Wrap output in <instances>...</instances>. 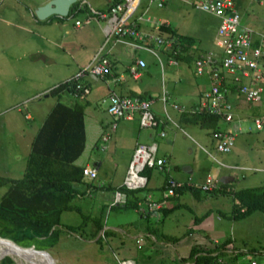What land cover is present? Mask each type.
I'll return each instance as SVG.
<instances>
[{"label":"rangeland","instance_id":"1","mask_svg":"<svg viewBox=\"0 0 264 264\" xmlns=\"http://www.w3.org/2000/svg\"><path fill=\"white\" fill-rule=\"evenodd\" d=\"M46 1L0 0V67H2L0 69L5 70L4 77L0 78V175L20 176L26 164V152L17 150L12 144L17 133V129L13 127L15 119L18 120L20 117L22 118L20 123L32 126L33 121L24 118L25 112L30 111L31 108L40 111L44 102H54L56 98L68 102L82 99L78 98L79 96L74 97L68 90L62 91L60 97L50 94L45 98V91L32 93L40 80L39 68L35 65H46L51 76H60L62 80L77 68L76 60H85L104 38L103 20L98 22L92 19L88 24L82 25H77L75 20L83 21L87 15V11L82 6L90 4L94 8L104 9L107 0H75V5L82 7L80 10L73 9L68 15L61 17L51 14L55 15L56 19L38 21L34 11ZM145 2L147 0H141L139 9ZM234 3L240 15L241 26L251 25L258 31H264V0H234ZM149 14L167 18L179 33L193 36L194 47L198 53L222 50V37L217 29L219 18L195 7L189 0H170L163 7L151 4ZM174 38L177 40L176 34ZM177 43L180 44L179 36ZM160 49L157 47L163 59V78L159 60L157 58L158 61L155 60L153 54L144 49L132 48L131 51L134 56L146 57L148 67L152 71V75H145L143 78L149 85L148 91L156 100L152 103V108L161 119L159 126L156 127L155 139L158 141L156 156L165 159L163 167L144 166L143 172L147 173L149 178L147 185L127 186L130 205L122 204L110 208L105 202L104 187L120 183L127 185L126 178L123 179L126 173L123 163L124 153L117 154L109 151L108 148L101 150L99 147H92L93 143H91L81 154L78 162L80 159L91 163L99 160L98 180L106 184L97 190L90 189L74 196L72 201L80 206L81 211L64 209L61 212V222L64 226L57 227L61 238L55 245L46 248L54 259L45 253V256L29 257L27 262L22 258L6 254L11 256L16 264H122V260L128 258L133 259L134 264H184V260L174 253L177 251L175 245L177 246V242L188 241L191 244L190 250L193 245L194 248L199 249L195 240L199 234L203 235L202 240L206 238L212 243L215 238L221 243L228 242L231 246L230 250L238 251L240 264H251L254 255L257 254L259 257L264 255V192L260 190L258 195V191L252 193L253 195L249 194L250 202L244 204H241L239 198L235 196L240 189L264 186V91L257 102L238 96L239 107L236 108L234 120L224 121L218 118L219 121L215 119L202 125L192 118L186 120L183 115L187 113H181L179 116L170 103L191 100L200 102L203 97L200 88L206 86V78L195 72L193 62L189 65L184 62L169 63L172 53L170 52L167 58ZM111 52L121 56L120 66L125 65L131 58L120 44H116ZM42 53L49 55L47 58L49 65L43 64ZM24 65L29 74L26 81L13 82L7 77L9 73L6 70L9 67L20 68ZM48 80L50 79L44 80L41 84ZM133 81L138 85V80L133 79ZM186 81L194 84V89L190 92L186 91ZM162 82L169 95L167 102L169 112L178 125L167 120L161 109V101L158 99L162 95ZM261 85L264 87V80L261 81ZM12 90L17 93L28 92L30 95L24 101L20 98V102L16 104L11 101L9 103L7 100ZM13 96L15 97V94ZM65 96L70 100H66ZM89 98L91 101L85 116L88 125L90 126L93 120L90 116L91 112L96 119H108L109 116L104 110L106 100L102 97L98 102L92 96ZM257 117L262 119V127L256 126ZM162 118L165 120L164 123ZM161 128L166 131L165 135L158 133ZM217 130H229L235 134L230 150H219L216 147ZM89 132L91 133L90 127ZM208 174L212 176L213 181H217L214 189L201 188ZM227 176L232 178L225 180ZM163 177L166 179L172 177L174 180L179 178L186 180L191 177L192 187H198V192L194 194L191 188L185 189L176 199L179 204L173 210L168 209L166 214L153 213L147 218L145 215L151 210H146L143 213L148 214H143L138 211L137 206L147 194L161 192L160 183ZM7 185L0 183V195ZM83 186L84 184L80 187ZM91 194L93 196H90ZM130 202L136 204V209ZM252 203L256 205L249 209L248 213L241 215L232 213L235 206L237 213L240 208H247ZM100 212H102V227H117L112 229L113 233L107 232V236H102L101 242L95 240V237L89 238V235L85 237L91 220L86 215H84L86 218L82 215H99ZM78 223L82 225L79 230H75V227H65ZM81 232H84L83 235ZM0 237L6 236L0 235ZM152 244H159L160 247H151ZM210 256L214 255L210 254ZM222 256L220 260L224 263L227 259L224 254ZM187 258L186 260H189L191 257Z\"/></svg>","mask_w":264,"mask_h":264},{"label":"crops","instance_id":"2","mask_svg":"<svg viewBox=\"0 0 264 264\" xmlns=\"http://www.w3.org/2000/svg\"><path fill=\"white\" fill-rule=\"evenodd\" d=\"M169 1L170 0H165L161 4H159L158 0H147V2L143 3L141 8L139 9V6L141 5V0H133L132 3L127 8V11L124 14H122V11L117 10V11H115L116 16H114V17H112V7L116 6L117 4H122L121 7L123 10L125 8L124 4L127 2V0H116V2L115 1L113 2V0H107V6L104 9L94 8L88 2L89 6H87V5L82 6L84 8V10L87 11V15L84 17L83 21L76 19L75 23L77 25H82V24H88L89 22H91L92 19H95L98 22L100 20H103L102 31L104 34V38H103L102 43H99L97 47L95 46L94 50L92 52H90V54L85 58V60H76L77 68L74 71H72L68 76H66V78H64L62 80H60L61 79L60 76H57V77L51 76V72H49L48 69L45 67L46 65L45 66L35 65V66H38V68H39L38 73H39L40 80H39V83L36 84L37 86L32 93H38L41 91L42 92L45 91L44 97L47 98L50 95L49 89L56 86L57 84H59L62 81H67V84L69 87H72L71 85H74V88L70 89L69 92H71V94L74 97L79 96L78 98H82L81 100H76V101L85 105V107H84L85 139H84V147H83L81 153L75 159V162L77 164L83 165V167L85 165H87V166H91L97 170V174L93 178H88L83 174L84 180L92 181L94 183L91 186V189H93V190H97L98 188H102V186L104 184H106V183H100V181L98 180L99 160H94L91 163L88 160H81L80 159V162H78V159L80 158L81 154L86 149L89 148L91 143H93L91 145L92 147H99L101 150H106L108 148L109 151L117 153V154H118V152L124 153L123 163L125 165V172L126 173L124 174L123 179L126 177V175L128 173V169H129V165H130V161H131L133 152L135 151V149L139 143L146 144V146L154 144L155 145V156H156L158 141L155 139V133L157 131L156 127L159 126L161 119H160L159 114L157 115V113L152 108V103L153 102L155 103L156 100L153 97V94L148 91L149 85L146 83V81H144V78H143V76H145V75L146 76L152 75V71L148 67L147 58L142 56V55L134 56L132 51H131L132 48H133V50L144 49V50L150 52L151 54H153V56L155 57V60H157V59L159 60V61L158 60L157 61L159 62L160 67H161L162 78H163V71H164V69L162 68L163 67V59H162L161 55L159 54V52L157 51V47L161 48L160 50L166 55L167 58H168L170 52L172 53V56L169 60V63L178 64L179 62H184V63H187L189 65L191 62H193V66H194L193 68L195 70V60L201 52L198 53L195 50V47H194L195 42L194 41H193V44L190 48L192 58L188 62L185 60H180L176 56V53L174 50H175V48H177V49L179 48L177 42H175L171 46H168L164 42H159L160 43L159 44L155 40V38L157 39V36H160L162 38L167 39L168 37H170V35H175V33H169L168 31L162 30L160 28L161 24H170L171 26L174 27V25L171 24L167 18L163 19V18H160L159 16L156 17V16H152L151 14H149L151 12V4H154L156 7H163ZM189 2L192 3L195 7L200 8L199 6L195 5V2L193 0H189ZM234 5H235V3H234ZM82 7L76 6L74 8V10L78 11ZM235 7H236V5H235ZM200 9H202V8H200ZM202 10H204V9H202ZM205 11H207V10H205ZM207 12H209V11H207ZM209 13L214 14L212 12H209ZM214 15H216V14H214ZM58 16L61 17L60 15H58ZM63 16H65V15H63ZM216 16L219 18V24H220V17L218 15H216ZM239 17H240V15H239ZM120 18L124 19V24L134 25L137 28L138 32L141 34H144L145 36H141L140 38H138V36L124 35L123 37H121L117 34L110 33V30L112 29L113 23L115 22L116 19H120ZM44 19L54 20V19H56V17L47 16ZM36 20L39 21L40 19H36ZM43 24L46 25V23H43ZM218 27H219V25H218ZM250 28H252L251 25H250ZM252 29L255 32L254 36H256V37H254V38L256 40H257L259 33H264V31H258L254 28H252ZM149 34L152 35V37H149L148 36ZM176 41H178V36H177ZM116 44L123 45L124 49L127 51V54L129 56H131V58L129 59V61L125 65L120 66L119 61H120L121 56L117 53L115 54V53L111 52L113 47ZM129 47H131V49ZM147 47H151L152 49H148ZM5 53L10 54L11 56H15V54H12L9 52H5ZM41 55L44 56V63L43 64H48L47 58L49 57V55H47L45 53H42ZM101 58L106 59L105 71L103 72V74H101L99 76L91 75V74H87V73L84 74L82 76L83 78H81L79 82L87 85L89 87V92L88 93H82L80 91L76 92L75 91V82L73 80H71V77L76 75L78 73V71L82 70L83 68H85L87 66L89 68V66L92 63L98 61ZM172 58H174L175 60L173 61ZM138 59H143L145 61L144 65L138 64ZM0 68H2V67H0ZM132 68H134V70H132ZM6 71L9 73V75L7 77L11 78L13 80V82L20 81V80L26 81L29 78V74L27 73L28 71L25 69V65L20 67V68L9 67V69H7ZM4 72H5V70L0 69V73H1L0 78L4 77ZM195 72H196V70H195ZM199 75L204 76L206 78V81H207L206 86L203 88H200L201 89L200 94L203 95L204 89H206L208 87V84H209L208 83V77L206 75H203V74H199ZM48 78L50 80L46 81V83H44V84H41V83H43L44 80H46ZM133 79L139 81L138 85L136 82L133 81ZM7 81H9V80H7ZM162 87H163L162 95L160 96V99H158L161 101V109H162L164 115L166 116L167 120L172 121L174 124L178 125V122L173 117V115L169 112V109L167 106L169 95L167 94V90L164 87V82H162ZM193 89H194V84L192 82L186 81V91L188 90L190 92ZM62 91H64V90H62ZM263 91H264V89H263ZM111 92H116L119 95L138 97L141 99L149 100L150 101V107L153 110L155 118L157 117L156 118V121H157L156 124L143 125L140 122V116H139L138 112H135L133 114V116L130 118H128V117H115L112 114H110L107 111V105H108V95ZM60 93L59 94H51V95H56V96L60 97ZM14 94H15V97L13 96ZM262 94H263V92H262ZM29 95L30 94L28 92L20 91V93H17V92H14V90H12L10 92V98L7 101L8 102L11 101V103L15 102V104H16V103L20 102L19 101L20 98L22 99V101H24L25 99H27L29 97ZM89 96H92V98H96L98 100V102L103 97V99L106 100V107L104 108V110L109 116L108 119H106V120L96 119V117H94L95 115L91 112L90 116L92 117L93 120H91L90 126L88 125V122L86 121V118H85V116L87 114L88 104L91 101ZM238 96L243 97L242 95L237 94L235 92H232L230 94L231 101L233 102V105L235 108L234 112L236 111V108L239 107ZM65 98H66V100H70V98L68 96H65ZM58 100H60V98H56L54 102L53 101H50L48 103L44 102L43 103L44 105H43L42 109H40V111L38 109H33V108H31L30 111H26L24 114L25 115L24 118L28 119L30 122L33 121L32 126H30L28 124L24 125V124L20 123V122H22V118H20V117L18 118V120L15 119L16 121L14 122L15 125L13 127H15L17 129V133L15 135V138L12 140V144L15 147H17V150H23L24 152H26V156L28 155V153L31 149L33 137H34L37 129H39L40 125L43 123V121L47 117L49 111L52 109V107L54 106V104ZM201 100H200V102H201ZM60 101H63L67 104H72L74 102V101L68 102V101H64V100H60ZM200 102L198 100H196L195 102L193 100H191L189 102L183 101L181 103L173 101L170 103V105L174 109H176L179 116L181 113L182 114L187 113V115H183V118L189 119V118H192V115H193V107L192 106L195 105L194 107H196L197 105L200 104ZM186 103H188V104L186 105ZM45 105H48V106H45ZM40 106L41 105H39V107ZM179 107H181V108H179ZM210 114L217 115L218 118H221L218 114H215V113H210ZM235 114H236V112H235ZM162 119H163L162 121L164 123L165 120H164V118H162ZM234 119H236L235 115H234V118L232 120H234ZM218 121H219V119H218ZM224 121H227V120H224ZM197 122H199L202 125L205 121L202 119H197ZM205 123L207 124L208 122H205ZM89 127L91 130V133L89 132ZM236 128H237V126H236ZM239 130H240V127H239ZM158 133L160 135H165L166 131L163 128H161V131ZM151 140H152V143L150 144ZM195 140H197V139H195ZM118 159H119V155H118ZM164 163H165V159H164ZM145 167L150 168L153 166H145ZM162 167H163V165L160 168H162ZM144 168H142V170L140 171L141 174H144V172H143ZM2 175L8 176L6 174H2ZM144 175L147 178H146L145 185L142 187H145L149 181L147 173ZM208 175H210V174H208ZM9 176H11V175H9ZM12 177H16V176H12ZM164 177L162 178V181L160 183L161 192L159 194L153 193V195L147 194L143 198V200L142 201L140 200V201L143 202L144 200H146V201H154V202H164L167 209L173 210V208L179 204L176 202V199L179 198V196L181 195V193L184 190L181 193L176 192V189L178 188L177 187L174 190L175 193L166 196L164 193H165V190L167 188L168 181L170 178L166 179ZM231 178H232V176H230V177L227 176V177H225V180H229ZM179 179H182V178H179ZM179 179H175V180L179 181L181 183L184 182L188 186L192 185L193 181H191V179H192L191 177H188L186 180L185 179L179 180ZM203 181H205V180H203ZM122 187H126L128 189V187L126 185L124 186L122 183H120L118 185L112 184V185L104 187L105 202H106L107 206H109L111 208V206H122V204L124 205L126 203V200L128 198V193L126 190L122 189ZM90 196H93V195L91 194ZM137 207H139V205ZM134 209H136V206H134ZM138 211L140 212L139 208H138ZM160 212H163V210L160 209V207H159V208H155V209L151 210L149 212V214L143 213V212L142 213L148 214V215H145L148 218L150 214L154 213V214L158 215ZM112 229H117V227H113V228L109 227V226L102 227V229H100L98 231L97 235L94 236L95 240L101 242L99 239H97V237L98 236H101V237L107 236V234L105 235L106 230L109 233H113ZM81 237H83V236H81ZM60 238H61V236H60ZM90 238H93V237H90ZM202 238H203V235L199 234L198 238L195 239V240H197V242H196L197 246L200 247L199 248L200 254L203 251V253H208V254L218 256L219 259H221V256L224 254L227 261L229 260V262L232 261V262L240 263V256L238 255L239 254L238 251L230 250L231 246L229 245L228 242L221 243L219 239L215 238L214 242L212 243L211 240H208L206 238H205V240H202ZM176 244H177V246L175 245V249H177V251L174 253L177 254V257L184 260L183 261L184 264H189L192 261L191 260L192 257L189 260H186V259H188L187 257H190V251L191 250L189 248L191 247V244L188 241L187 242H185V241L177 242ZM151 247H160V245L159 244H152ZM202 248H203V250H202ZM161 254H163V252ZM252 259H258V262L260 264H264V255L262 257H259L256 254L252 257ZM252 259H251V261H252ZM123 261H134V260L131 258H128L127 260L123 259L122 262ZM251 261H250V263H251Z\"/></svg>","mask_w":264,"mask_h":264},{"label":"trees","instance_id":"3","mask_svg":"<svg viewBox=\"0 0 264 264\" xmlns=\"http://www.w3.org/2000/svg\"><path fill=\"white\" fill-rule=\"evenodd\" d=\"M114 1L116 2V0ZM75 7V2H73L70 5L67 15ZM54 16L51 15V17ZM160 28L169 33H175L180 37V44H178L179 48L176 51V56L180 60L189 62L192 58L190 48L193 44L194 37L179 33L170 24H161ZM71 86H68L67 81H62L49 89V93L59 94L62 90L70 91V89L74 88V85ZM194 106H192V119L213 122L218 118L217 115L194 109ZM84 107V104L76 100L72 104L58 100L33 137L31 149L26 156L23 173L16 177L0 175V183L8 184L0 196L1 236L9 237L23 246L33 245L36 248L46 249L47 247L53 246L60 239V232L57 227L64 226L61 222V212L64 209L81 211L80 206L75 204L72 199L74 196L90 190L94 184L92 181L84 180L82 172L83 165L75 162V159L84 147ZM82 184L84 186L81 188L80 186ZM189 188L192 189L194 194H197L198 187H192V185L188 186L186 184L178 187L176 192L181 193L183 190ZM122 189L128 193L126 187H122ZM260 190L264 192V186L240 189V191L235 193V196L239 198L241 204H244L245 202H250L249 194H255L258 191V195L260 194ZM130 203L136 206L134 202ZM127 204L130 205L129 198H127L124 205ZM255 205L252 203L247 208H240V211L237 213L235 206L232 213H235V215L246 214ZM160 209L165 214L168 210L165 205L161 206ZM82 215H86L91 220V225L85 237L87 235L90 237L96 236L103 226L102 212L99 215ZM80 223L76 225H65V227H75V230H79L82 227ZM107 232L106 230L105 235ZM83 233L81 232V235ZM97 239L100 240L101 236H98ZM4 242L5 244H2ZM194 247L190 251V257L193 260L189 264H240L238 262H229V260L221 263L218 256H210L208 253L201 255L199 253L200 250ZM0 248L3 249L0 250V256H2L0 258V264H16L12 258L14 256L22 258L27 262L29 261L28 257L45 256L44 252L25 250L27 257L21 248H16L8 240H0ZM16 253L20 256L18 257ZM6 254H11L12 257Z\"/></svg>","mask_w":264,"mask_h":264},{"label":"built area","instance_id":"4","mask_svg":"<svg viewBox=\"0 0 264 264\" xmlns=\"http://www.w3.org/2000/svg\"><path fill=\"white\" fill-rule=\"evenodd\" d=\"M133 0H127L122 10L121 5L112 7V17L116 16L115 11L120 10L122 14ZM165 0H158L161 4ZM195 5L212 12L220 17L218 33L221 35V51L201 52L195 60V70L198 74L208 77V87L203 91V98L199 105L194 107L197 110H203L208 113L218 114L222 119L230 121L234 118L235 108L231 101L230 94L235 92L242 95L248 101L257 102L260 100L264 87L261 81L264 79V33H259L257 40L252 28L241 26L238 10L233 0H193ZM110 33L121 37L124 35L145 36L138 32L134 25L124 24V19H116L113 23ZM152 37V35H148ZM158 39V40H157ZM155 40L164 42L168 46L174 44L176 39L170 35L167 39L157 36ZM160 44V43H159ZM152 49L151 47H147ZM175 53L177 48H175ZM155 52V51H154ZM156 53V52H155ZM174 61L175 59L172 58ZM143 59H138V64L144 65ZM106 59L101 58L98 61L78 71L71 77L75 82V91L88 93L89 87L80 81L84 74L101 75L105 71ZM134 70V68H132ZM164 98V97H163ZM165 99V98H164ZM181 108V107H179ZM107 111L115 117H132L135 112L139 113L140 122L143 125L156 124V118L150 109V101L138 97L119 95L111 92L108 95ZM256 126L261 127L263 121L261 118H255ZM216 147L219 150L228 151L234 143L235 134L230 131L217 130ZM105 138V137H104ZM106 139V138H105ZM164 164V158L155 156V145L139 143L133 152L128 173L126 175V186H143L146 183V176L140 171L144 166H159ZM83 174L88 178H93L97 170L91 166L85 165L82 168ZM216 180L208 175L201 184L202 189H211L216 186ZM186 183L170 178L168 181L165 195L175 193L177 187ZM165 205L164 202L146 201L139 203V210H153ZM124 262V261H123ZM122 262V263H123ZM251 264H260L258 259H252Z\"/></svg>","mask_w":264,"mask_h":264},{"label":"water","instance_id":"5","mask_svg":"<svg viewBox=\"0 0 264 264\" xmlns=\"http://www.w3.org/2000/svg\"><path fill=\"white\" fill-rule=\"evenodd\" d=\"M74 1L75 0H47L44 4H42L41 6H38L34 12H35L38 19H44L51 14L63 16V15H66L68 13L70 5ZM0 238H3V237H0ZM13 242L17 246L22 247L24 249H31V250L38 251V252H44L47 255H49L52 259H54V257L46 249L36 248L33 245L23 246V245L16 243L15 241H13Z\"/></svg>","mask_w":264,"mask_h":264},{"label":"bare ground","instance_id":"6","mask_svg":"<svg viewBox=\"0 0 264 264\" xmlns=\"http://www.w3.org/2000/svg\"><path fill=\"white\" fill-rule=\"evenodd\" d=\"M0 240H8V241L12 242V243L15 245L16 248H21V249L24 251L25 254H26L25 250H31V249H24V248H22V247L17 246V245H16V244H15L10 238H7V237L0 238ZM2 244H5V242L2 243ZM0 250H3V249L0 248ZM32 251H34V250H32ZM35 252H38V251H35ZM4 253H5V252H4ZM16 254H17L18 257L20 256L18 253H16ZM26 256H27V254H26ZM27 257H28V256H27ZM28 258H29V257H28ZM124 262H126L125 264H134L133 261H124ZM124 262H123V264H124ZM31 264H32V263H31Z\"/></svg>","mask_w":264,"mask_h":264}]
</instances>
